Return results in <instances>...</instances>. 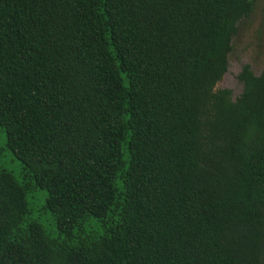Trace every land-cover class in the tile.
Here are the masks:
<instances>
[{"label":"trees","instance_id":"trees-1","mask_svg":"<svg viewBox=\"0 0 264 264\" xmlns=\"http://www.w3.org/2000/svg\"><path fill=\"white\" fill-rule=\"evenodd\" d=\"M254 6L0 0V264H264V69L217 89Z\"/></svg>","mask_w":264,"mask_h":264},{"label":"rangeland","instance_id":"rangeland-1","mask_svg":"<svg viewBox=\"0 0 264 264\" xmlns=\"http://www.w3.org/2000/svg\"><path fill=\"white\" fill-rule=\"evenodd\" d=\"M254 12L249 18L239 23L238 34L233 39V51L229 56L228 72L217 86V89H228L232 92L233 99H237L243 92V84L239 81V74L246 65H250L255 74L260 75L264 69V0H253ZM3 165L13 172L17 177L21 176L22 164L9 151L4 153ZM43 195L42 203L30 199L35 216L38 210L45 204L47 193ZM42 213V212H41ZM41 220L47 229L54 224L50 213H42ZM54 227V225H53Z\"/></svg>","mask_w":264,"mask_h":264}]
</instances>
